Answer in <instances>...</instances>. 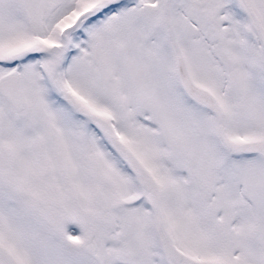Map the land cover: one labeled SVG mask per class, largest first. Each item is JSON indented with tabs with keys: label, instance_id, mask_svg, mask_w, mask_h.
<instances>
[{
	"label": "snow or ice",
	"instance_id": "6c2138e0",
	"mask_svg": "<svg viewBox=\"0 0 264 264\" xmlns=\"http://www.w3.org/2000/svg\"><path fill=\"white\" fill-rule=\"evenodd\" d=\"M0 264H264V0H0Z\"/></svg>",
	"mask_w": 264,
	"mask_h": 264
}]
</instances>
